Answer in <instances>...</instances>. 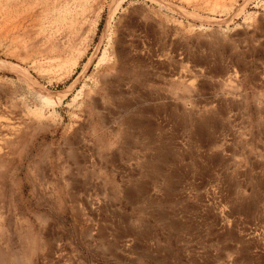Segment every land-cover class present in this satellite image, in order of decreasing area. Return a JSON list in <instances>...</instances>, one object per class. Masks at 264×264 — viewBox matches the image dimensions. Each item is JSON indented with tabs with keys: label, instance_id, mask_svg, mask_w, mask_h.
I'll return each mask as SVG.
<instances>
[{
	"label": "rangeland",
	"instance_id": "374dc122",
	"mask_svg": "<svg viewBox=\"0 0 264 264\" xmlns=\"http://www.w3.org/2000/svg\"><path fill=\"white\" fill-rule=\"evenodd\" d=\"M261 60L264 0H0V264H264Z\"/></svg>",
	"mask_w": 264,
	"mask_h": 264
},
{
	"label": "bare ground",
	"instance_id": "6f19581e",
	"mask_svg": "<svg viewBox=\"0 0 264 264\" xmlns=\"http://www.w3.org/2000/svg\"><path fill=\"white\" fill-rule=\"evenodd\" d=\"M120 52V51H119ZM138 62V61H137ZM127 111V110H126ZM129 112V111H128ZM120 114V113H119ZM129 116V115H128ZM124 119V118H123ZM122 120V119H121ZM204 120V119H203ZM128 121L131 123V125H137V120H136V118H134V114H133V116H132V114H131V116H129L128 117ZM129 123V124H130ZM126 124V123H125ZM128 124V125H129ZM200 124V123H199ZM138 126V125H137ZM201 126V125H200ZM129 127V126H128ZM145 127V126H144ZM202 128L204 127V129H205V124H204V122H203V124H202V126H201ZM200 127V128H201ZM134 128H136V127H134ZM201 128V129H202ZM150 130V129H149ZM25 135V134H24ZM14 137V136H13ZM15 138V137H14ZM25 139V138H24ZM73 151V150H72ZM3 158V157H2ZM2 158H0V159H2ZM163 158V157H162ZM5 159V158H4ZM164 159V158H163ZM2 161H3V163L5 162L3 159H2ZM1 161H0V165H1ZM4 168H5V164H4ZM161 168V167H160ZM1 174V173H0ZM259 184V183H258ZM133 191V190H132ZM131 192V191H130ZM139 193V192H138ZM137 194V193H136ZM1 195V194H0ZM138 196V195H137ZM134 197V196H133ZM139 235V234H138ZM27 238V237H26ZM35 239V238H34ZM34 244H36V243H34ZM30 245V244H29ZM18 261V260H17Z\"/></svg>",
	"mask_w": 264,
	"mask_h": 264
},
{
	"label": "crops",
	"instance_id": "0c3cea01",
	"mask_svg": "<svg viewBox=\"0 0 264 264\" xmlns=\"http://www.w3.org/2000/svg\"><path fill=\"white\" fill-rule=\"evenodd\" d=\"M261 61H263V62H264V60H261Z\"/></svg>",
	"mask_w": 264,
	"mask_h": 264
}]
</instances>
